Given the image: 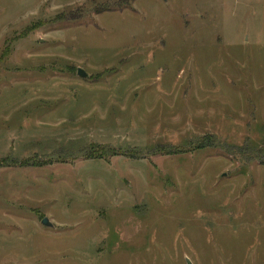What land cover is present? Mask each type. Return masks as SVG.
I'll list each match as a JSON object with an SVG mask.
<instances>
[{"label": "rangeland", "instance_id": "rangeland-1", "mask_svg": "<svg viewBox=\"0 0 264 264\" xmlns=\"http://www.w3.org/2000/svg\"><path fill=\"white\" fill-rule=\"evenodd\" d=\"M261 150L264 0H0V264H264Z\"/></svg>", "mask_w": 264, "mask_h": 264}, {"label": "trees", "instance_id": "trees-1", "mask_svg": "<svg viewBox=\"0 0 264 264\" xmlns=\"http://www.w3.org/2000/svg\"><path fill=\"white\" fill-rule=\"evenodd\" d=\"M129 1H133V0H129ZM127 4H128V2L127 3H122V4H117V7H116V9H121V8H124V7H126L127 6ZM97 9V8H96ZM106 11H109V9L108 8H104V9H97L96 10V13L97 14H100V13H103V12H106ZM204 140V139H203ZM202 140V141H203ZM205 145H206V143H202V144H199V145H197L196 146V148H203V147H205ZM260 152H263V150H261ZM164 153H169V151H167V152H164ZM264 153V152H263ZM1 165V164H0Z\"/></svg>", "mask_w": 264, "mask_h": 264}, {"label": "water", "instance_id": "water-1", "mask_svg": "<svg viewBox=\"0 0 264 264\" xmlns=\"http://www.w3.org/2000/svg\"><path fill=\"white\" fill-rule=\"evenodd\" d=\"M76 75L82 79L88 78V75L80 68L76 69ZM41 224H42V226H45V227H51V224L48 222V220L46 218H43L41 220ZM187 264H189V263L187 262Z\"/></svg>", "mask_w": 264, "mask_h": 264}]
</instances>
